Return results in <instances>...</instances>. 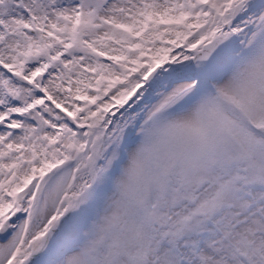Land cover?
Segmentation results:
<instances>
[{"label":"snow or ice","instance_id":"obj_1","mask_svg":"<svg viewBox=\"0 0 264 264\" xmlns=\"http://www.w3.org/2000/svg\"><path fill=\"white\" fill-rule=\"evenodd\" d=\"M0 264H264V0H0Z\"/></svg>","mask_w":264,"mask_h":264}]
</instances>
